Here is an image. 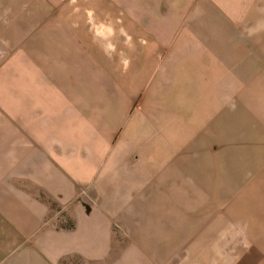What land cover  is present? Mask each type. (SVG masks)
Wrapping results in <instances>:
<instances>
[{
  "label": "crops",
  "instance_id": "0c3cea01",
  "mask_svg": "<svg viewBox=\"0 0 264 264\" xmlns=\"http://www.w3.org/2000/svg\"><path fill=\"white\" fill-rule=\"evenodd\" d=\"M0 264H264V0H0Z\"/></svg>",
  "mask_w": 264,
  "mask_h": 264
}]
</instances>
